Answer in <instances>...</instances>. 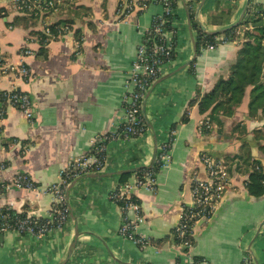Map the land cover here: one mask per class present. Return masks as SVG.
Returning <instances> with one entry per match:
<instances>
[{"label": "crops", "instance_id": "crops-1", "mask_svg": "<svg viewBox=\"0 0 264 264\" xmlns=\"http://www.w3.org/2000/svg\"><path fill=\"white\" fill-rule=\"evenodd\" d=\"M248 1L250 6V0H178L176 53L143 100L145 133L111 142L107 167L70 183L69 219L62 230L40 240L1 233L0 264H175L190 258L242 264L245 257L264 264V196L254 198L246 187L252 163L264 169V117L249 116L251 88L234 116L222 117V127L210 123L209 133L201 130L210 112L201 115L198 107L200 96L228 78L244 42L229 41L198 54V28L207 33L230 28ZM61 3L44 21H66L70 30L43 43L40 19L14 10L8 0L0 2V53L8 63L30 68L29 81L15 86L29 94L35 113L33 124L15 108L0 118V163L6 165L0 171V217L9 210L47 216L52 197L16 188L14 179L25 174L41 189L51 186L72 157L91 153L95 137L115 126L144 31L163 11L162 0ZM128 3L133 10L120 12ZM26 49L36 54L24 56ZM11 88L9 79L0 78V89ZM170 140L171 164L158 172L156 192L135 193L144 214L137 234L149 243L141 248L120 236L123 218L110 193L154 166ZM202 153L232 165L231 182L212 218L194 226L193 246L186 250L176 245L173 232L183 208L192 204V177L207 176Z\"/></svg>", "mask_w": 264, "mask_h": 264}, {"label": "built area", "instance_id": "built-area-1", "mask_svg": "<svg viewBox=\"0 0 264 264\" xmlns=\"http://www.w3.org/2000/svg\"><path fill=\"white\" fill-rule=\"evenodd\" d=\"M8 1L11 2L14 10L42 21V33L49 38L45 42L53 38L52 24L44 20L59 10L62 4L61 0ZM177 1L162 0V13L155 16L151 25L144 31L142 42L132 63L130 75L125 82L126 91L122 100V114L118 117L114 127L106 129L95 137L92 141L91 153L72 157L68 165L59 171L56 183L47 188H39L25 174L14 179L12 185L16 188L38 190L52 197V207L47 216L33 218L27 215L23 219L15 220L14 224L5 222L0 224V234L16 231L40 240L48 234L62 230L69 219L66 193L70 183L85 174L103 171L107 167V151L111 142L145 133L143 100L152 85L160 78L165 65L173 60L176 53L177 31L173 27V21L175 18L174 5ZM133 7V3L122 4L120 12L125 9L124 13H129ZM69 30V27L64 29L65 32H69ZM77 41L79 45L80 41ZM219 43L221 45L226 41ZM210 49L214 48L209 46L202 51ZM35 54L30 49L24 51V56ZM31 76V70L27 65L23 63L19 65L10 64L0 53V78L9 79L12 86L11 89H0L1 119L6 116L8 108H15L23 113L30 124H33L35 113L32 99L28 93L15 86L16 81L27 82ZM204 125L210 128V121L207 120ZM171 147V140L163 144L156 156L154 166L146 168L140 175L136 173L132 180L118 185L110 193V199L118 205L123 218L119 229L120 236L133 241L141 248H145L149 243L147 239L137 234L139 226L144 222V214L135 193L137 190H145L149 193L156 192L158 172L168 168L171 164ZM200 159L205 166L207 176L205 179L192 177V204L183 208L179 224L174 229L177 239L180 240V243L176 245L186 250L193 246L190 237L193 236L194 226L200 221L206 222L212 218L231 182V175L224 162L218 161L206 153H202ZM5 169L6 165L0 163V171ZM175 264L205 263L201 259L190 258L188 261ZM242 264H252V261L249 257H245Z\"/></svg>", "mask_w": 264, "mask_h": 264}, {"label": "trees", "instance_id": "trees-1", "mask_svg": "<svg viewBox=\"0 0 264 264\" xmlns=\"http://www.w3.org/2000/svg\"><path fill=\"white\" fill-rule=\"evenodd\" d=\"M177 3L178 1L174 5L175 8ZM66 27V21H59L51 25L52 37L57 38L63 34ZM39 35L43 43L49 39L43 33H39ZM237 40L244 42L238 51L236 62L231 67L230 75L228 78L218 81L211 92L200 96L199 113L204 115L210 112L208 117L211 126L215 123L218 127H222V117L234 116L236 109L241 106L248 88H251L249 116L255 117L261 114L264 117V5L256 4V0H250L246 16L241 25L236 28L219 35H211L198 28L197 52L200 54L202 49L209 46L216 48L220 41ZM211 130L204 125L205 133H209ZM261 135L264 139V131ZM260 150L264 153V145L260 147ZM231 166L228 165L230 175H232ZM145 169L139 170L137 174L140 175ZM246 187L252 197L261 198L264 196V169L260 163H252V172L247 179ZM26 216V214L9 210L0 217V224L5 222L14 224L15 220L23 219ZM173 234L175 243L179 244L180 240L177 239L175 232ZM190 240L193 243V236L190 237Z\"/></svg>", "mask_w": 264, "mask_h": 264}, {"label": "water", "instance_id": "water-1", "mask_svg": "<svg viewBox=\"0 0 264 264\" xmlns=\"http://www.w3.org/2000/svg\"><path fill=\"white\" fill-rule=\"evenodd\" d=\"M248 7H249V1H248L247 5H246V7H245V9H244V11H243V13H242L240 19H239V21H238L235 25L231 26L230 28L223 29V30H220V31L209 32V34H211V35H219V34H223V33H225L226 31H228V30H230V29H233V28H236V27H238L239 25H241V23L243 22V19H244V16H245V14H246V11H247ZM203 29H204V28H203Z\"/></svg>", "mask_w": 264, "mask_h": 264}, {"label": "rangeland", "instance_id": "rangeland-1", "mask_svg": "<svg viewBox=\"0 0 264 264\" xmlns=\"http://www.w3.org/2000/svg\"><path fill=\"white\" fill-rule=\"evenodd\" d=\"M203 128H204V126H203ZM225 165L227 166V169H228V165H227V164H225ZM225 193H226V192H225ZM225 193H224V194H225Z\"/></svg>", "mask_w": 264, "mask_h": 264}]
</instances>
